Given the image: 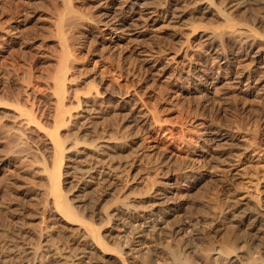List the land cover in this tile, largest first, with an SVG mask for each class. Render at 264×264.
<instances>
[{
    "label": "rangeland",
    "instance_id": "374dc122",
    "mask_svg": "<svg viewBox=\"0 0 264 264\" xmlns=\"http://www.w3.org/2000/svg\"><path fill=\"white\" fill-rule=\"evenodd\" d=\"M149 1L152 4L165 2ZM72 2L73 10L75 8L74 11L78 12L75 14L72 10L71 16L67 12L70 17L67 21L63 19L62 27L69 35L64 33L67 43L69 42L68 52L72 53L69 54L71 57L68 60L69 72L65 86V91H68L64 93V105L70 110L66 117L71 115V119L70 122L66 120V123L57 124L53 118L57 95L50 78L53 79L57 71L56 58L61 52L54 42V35L57 32L58 18L55 16L61 14L59 12L64 8L63 2L0 0V231L9 229L20 220L28 225L31 223L36 232L42 229L45 236L57 234L59 228L54 227L52 219L56 211L51 197L53 183L50 180V170H56L54 168L57 156L54 158L51 153L48 154L50 144L47 143L50 141L49 132L57 126L65 151L62 154L64 158L61 157L63 164L59 173L60 188L69 197L75 192L74 181L78 180L81 168H87L83 165L86 162L81 150L89 142L97 143L108 137L115 140L117 137V152H107L115 154L114 160L117 163L120 160L126 163L127 170L130 169L132 173L141 172L146 176L143 183H133L128 193L127 199L135 211H138L137 214H142L145 210L143 208L146 205L147 192L163 183L164 172H171L177 178L173 193L175 195L167 205L176 206L173 217L178 222L192 218V214L196 215L199 209L209 215L208 221L213 218L218 221V225L228 226L229 221L224 218L231 216L236 203L246 201L258 207L264 214V206L260 205L264 197V82L260 84L258 81L262 73L264 77V72H259L250 80H243L241 85L230 80L229 72L223 67V60L205 57L202 53L200 42L193 34V25L197 24L194 22H203L201 16L197 17L199 20L193 16L197 12L173 25L158 19L142 27L145 32L139 37L141 45L135 47L136 45L132 46L127 41L118 40L119 45L113 50L114 48L105 46L112 33L99 25L92 1ZM212 2L219 4L227 13L233 10L228 9L229 0ZM193 7L192 4V10ZM258 9L249 8L240 12L233 10L229 15V22L224 21L218 14L209 15L203 23L199 22L202 25L199 28L209 29L208 31L217 29L221 33L217 41L223 44L227 52L236 51L242 43L239 41L237 29H250L254 39L256 38L254 42L264 46V12ZM135 16L143 18L140 14ZM232 24L236 30L231 32L234 28ZM14 25H18V29H13ZM180 47L185 52L177 56L175 52ZM144 54H153L163 64L169 62L171 70L156 81H146L145 67L141 68L142 63L139 61ZM250 61L245 58L241 63L251 67ZM196 66L204 70L197 74L199 79L206 75L212 77L205 93L196 89L204 80L200 82L199 79L191 78L190 73ZM177 77L184 78L182 85L190 91L179 92L177 96L172 93ZM247 84L252 86L249 92L244 90ZM194 85L196 91L192 93ZM21 112L25 117L32 113L30 118L33 120L26 123L23 120L25 117L18 116ZM198 123L222 130L232 137L233 143L229 145L228 141L226 146L212 145L201 133V127L196 125ZM87 124L96 132L88 135L87 130L82 131V127ZM97 136L99 140L95 141ZM89 146L85 151L94 153L96 148L91 144ZM73 166H77L78 170ZM69 167L70 174H66ZM198 171L207 172V178L192 188V181ZM92 188L94 190L84 196L86 200L92 199L101 190L99 185ZM114 199L116 200L109 196L103 201V204L109 206L108 210L117 204ZM156 209L163 212L168 210L166 205L157 206ZM100 221L102 219H97L95 223L101 224ZM242 222L240 228L251 233L252 225L247 224V221ZM64 225L71 227L67 222ZM113 226V221H110L99 228L107 230ZM115 228L120 230V226ZM223 238L222 234L218 235L215 244H222ZM56 245L53 244V248ZM145 245L149 246L147 243L135 242L133 247L141 253L146 250Z\"/></svg>",
    "mask_w": 264,
    "mask_h": 264
},
{
    "label": "bare ground",
    "instance_id": "6f19581e",
    "mask_svg": "<svg viewBox=\"0 0 264 264\" xmlns=\"http://www.w3.org/2000/svg\"><path fill=\"white\" fill-rule=\"evenodd\" d=\"M91 1L98 18L97 21L100 23L99 25L104 26L105 29L110 30L112 33L108 44L104 45L109 48H114L113 50L117 49L116 47L119 45L118 40L127 41L128 43H131L132 46L136 45L135 47L141 45L142 43H139L141 41L139 37L145 32L142 27L147 26L158 19H162L166 21L167 24L173 25L188 18V16L194 12H197V14H194L193 16L196 17L195 19H198L197 17L201 16L200 19H202L203 22L209 15L213 14H218V16L224 19V21L228 20L227 22H229V15L233 10H238L240 12L243 11V9L254 8L257 10L260 8V11L263 10L262 12H264V0H229V4H227L229 7L228 9H233L231 11L229 10V13L225 12L219 4H214L212 0H193V3L192 0H188L190 2L189 7L187 5L189 4L188 1L186 4V0H165L163 4H152L153 2H150L149 0ZM62 2V6H64V8L62 7V11L64 10V12L61 11L59 12L61 14L58 13L59 15L57 14L58 16H55L58 18L57 21L55 20L57 25L54 24L57 27L56 35H54V42L60 50L58 47L57 49L61 52L60 55L54 53V55H58L56 58L58 60V68L56 69L57 71L55 70L56 73L54 74L53 79L50 78L52 80L51 83L54 88L53 90L57 95V98H55L56 104H54V117L52 116L55 118V121H57V124L66 123V120L70 122L71 119V115L66 117V114H69L68 111L70 110L64 105V93L68 91H65V86L68 80L67 73L69 72L68 60H70L71 57L69 54L72 53L68 52L70 51L68 50L69 42L67 43V36L69 35L63 31L64 28L62 27L64 26L63 19H69L73 14L71 11L73 10L74 5L72 4V0H62ZM182 2H185V4ZM192 4L194 6L193 10ZM74 10L73 12H75ZM67 12L70 13V16H67ZM77 12H75V14ZM136 14L142 15L143 18L135 16ZM193 16L191 19H193ZM77 18L79 19L80 17ZM199 22H201V20H199ZM199 22H194L197 24L193 25V34L200 42L199 46L202 48L203 55L218 61L223 60V67L229 72L230 80H233L235 84L241 85L243 84V80H250L257 76L259 72H264V46L257 45L254 42L256 38L254 39L253 33L250 29H248L249 31L236 30V27L232 24L234 28L229 30L231 32L234 29L238 31L237 33L240 37L239 41L242 43L239 44L238 48L235 47L237 48L236 51L227 52V50L224 49L223 44H220V41H217L218 36L221 33L218 32L217 29H212V31H208V28V30L201 29L199 27H202V25H199ZM229 24H231V22ZM18 27V25H14L13 29H18ZM231 32L229 34H231ZM235 35L232 36L235 37ZM138 48L140 49L141 47ZM183 51L184 49L182 50V47H180L176 50L175 54L177 56L181 55ZM152 55L144 54L141 59L138 57L139 61L142 63L141 68L143 66L145 67L144 70L147 77L144 76L147 78L146 81H156L171 70L169 62L163 64L159 58ZM245 58L251 60V67H247L241 63ZM54 62H56V60ZM199 64L201 65V62ZM235 66L237 69H235ZM201 71L204 72L202 67H194L192 73H190L192 74L191 78L198 80L199 78L197 77V74ZM262 74L258 77L260 84L264 82ZM210 78L212 77L206 75L205 78L199 79L200 82L201 80L204 81L200 84L199 88H196L195 85L192 86V93L196 91L194 88L199 92L205 93L206 89H208L211 84L209 81ZM182 79L184 80L182 77H177L175 80L173 86L174 91H172V93H176V96L179 92L186 93L190 91L188 87L184 88V85H182ZM245 88L246 89L244 90L248 91L252 89V86L251 84H247V87ZM23 112L18 113V116L22 117L25 115ZM87 112H89V110ZM31 114L26 117L23 116L25 117L23 120L26 123H30L31 120H33L30 118ZM88 114H90V112ZM86 116L87 115H85V117ZM196 125L201 127L200 129L202 132H200L209 142H211L212 145L226 146L225 144H227L228 141L229 145L233 143L232 137L224 133L222 130L211 128L208 124L202 125L201 123H198ZM83 127L82 131L87 130L86 133L88 135L90 133L92 134V132H96L92 127L88 126V124ZM55 128L56 129L53 128L54 130L52 132H49L50 136L48 138L50 141L47 143L50 144V152H48V154L51 153L54 158L57 156L58 159L55 160L56 162L54 161L57 163L55 165L56 168H54L56 170L52 169L53 173L50 170V180H52L51 183H53V195L51 197L56 211L53 214L52 219H54V227L56 226L59 228L56 231L57 234L45 236L42 229V231L40 230L39 232H36L34 230L35 227H31V223L28 225L26 222L23 223V221L20 222V220L16 221L9 229L2 232L0 231V233H2L0 234V264H264V214L259 211L258 207L250 205L249 201L241 202L240 204L236 203L234 206L235 211L230 217L224 218V220L229 221L228 226H222L221 224L218 225V221H214L216 219L213 220V218L212 221H208L209 215L207 216L203 212L204 210H200L202 213H199V209L197 210L198 213H195L196 215L192 214V218L183 219L181 222H178V220H175L176 218L173 217L176 206L167 205L171 203L169 200L175 195L173 193L174 189H176L175 185L177 178L171 172H164L163 183L156 185L157 187L154 190L149 188L150 191L147 192L146 201L143 200L146 202V205L143 208L145 210L142 214H137L138 211H135V208L129 202L130 200L127 199L129 198L128 193L133 183H143L146 176L141 172L132 173L130 169H126L128 167H126V163L124 164L121 160L117 163L114 160L115 154L113 155L111 153L117 152L118 145L115 141L117 139L116 136L115 140L111 139V137L100 138L102 140H99V137L97 136L95 139V141L97 139L99 140L97 143L89 142L94 148H96L94 153L85 151L86 147L90 144L87 145L84 150H81L82 152L80 153L84 154V160L86 162L83 165L87 168H81L79 172L80 175L77 176L79 177L78 180L74 181V187L77 189L75 188L74 194L69 197L60 188L59 173L63 164L61 157H63L62 154L65 151L61 142L62 138L60 140L58 135V126ZM75 143L80 146L79 143ZM90 147L91 146H89V148ZM107 150H110L111 153L107 152ZM73 167L75 170H78L77 166ZM69 169L70 167L66 170V174H70ZM74 169L73 171H75ZM207 175V172L204 173L201 171L195 177L193 176L192 188L207 178ZM230 175L233 177V174ZM95 185L101 187L100 192L98 195L95 193V195H93L95 197L92 199L86 200L85 197L94 190L92 187ZM109 196L115 197L116 200H114L117 201V204L110 210H108L107 207L109 206H106L107 204H103L105 198ZM131 200H138L137 202L141 201L140 199ZM260 203V205L264 206V197L261 199ZM160 205H166L168 209L167 212H163L161 209L155 210V208ZM86 215H89V217L86 218ZM97 219H102V221H100L101 224L95 223ZM110 221H113V227H110L107 230H101V228H99L108 224ZM242 221H247V224L252 225L251 233H247L245 232V229V231H243V229L240 228V223ZM64 222L71 224V227L65 226ZM115 226H120V230H117ZM220 234L224 236V241L220 239L222 240V244L220 242L218 244L221 245H216L215 239ZM135 242H139L140 244L147 243L149 246L145 245L147 247L145 248L146 250L140 253L139 249L133 247ZM53 244H57L54 246L56 248H53Z\"/></svg>",
    "mask_w": 264,
    "mask_h": 264
}]
</instances>
